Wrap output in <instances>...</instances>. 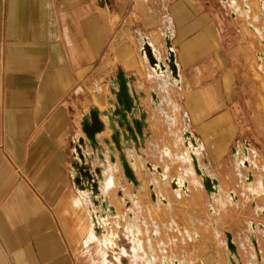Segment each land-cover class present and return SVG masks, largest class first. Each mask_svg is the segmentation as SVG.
Segmentation results:
<instances>
[{
    "label": "crops",
    "instance_id": "obj_1",
    "mask_svg": "<svg viewBox=\"0 0 264 264\" xmlns=\"http://www.w3.org/2000/svg\"><path fill=\"white\" fill-rule=\"evenodd\" d=\"M228 2L0 0V264H148L142 245L112 248L99 236L102 227L90 229L94 215L109 218L115 208L113 214L85 208L87 194L95 196L85 185L105 179L97 170L106 166L80 148L82 141L98 147V133L95 147L86 135L82 140L83 123L96 110L104 126L100 113L109 101L116 106L120 80L134 98L128 119L132 113L145 119L142 91L153 77L164 85L181 84L182 114L207 162L234 169V143L244 141L253 168L264 173V82L257 80L254 60L258 40L244 33L241 17H234L237 2ZM167 31L178 79L169 69L155 74L140 51L148 41L158 57H166L161 49ZM259 54L264 73V54ZM152 93L159 96L150 90V102L160 106ZM124 142L118 149H128ZM193 145L188 149L196 155ZM128 151L120 154L127 161ZM211 176L222 189V178ZM260 181L251 179L250 185ZM91 231L102 242L89 241ZM167 258L169 264H186Z\"/></svg>",
    "mask_w": 264,
    "mask_h": 264
},
{
    "label": "rangeland",
    "instance_id": "obj_2",
    "mask_svg": "<svg viewBox=\"0 0 264 264\" xmlns=\"http://www.w3.org/2000/svg\"><path fill=\"white\" fill-rule=\"evenodd\" d=\"M228 1L230 6V1L237 2V6L232 9L234 11L233 15L234 17H241L244 22V33L258 40L259 50L254 52V60L258 68V54H264V18L262 16L264 5H261V1L264 2V0ZM242 6H249L250 12L243 15L237 12L238 9L241 10ZM165 46L163 44V49L161 50H166L167 52V47ZM158 55L162 60L167 58L161 53ZM259 72L257 80L264 82V73L260 70ZM152 80L154 81L152 85L142 91L144 97H146V104L143 106L146 109V117L144 119L146 125L143 129L145 136L139 146L134 147V144L127 141L124 143L130 144L128 147L129 151L128 149H123L122 146V150L120 147L114 152L115 157V155L118 156L122 152L127 154L128 151V160L136 171L138 182L136 184L129 183L124 170L118 162L114 165V187L109 190L105 189L104 179L102 178L98 180L97 185L89 183L85 185L84 191L88 193L93 190L96 196V199L91 198L92 203L89 204L87 202L88 197L95 196L92 193L87 194L85 202L88 208L86 206L85 208L88 211L96 208L103 212L110 210L112 214L114 213L112 208L117 211L116 215L109 218H104L99 214L102 219L101 225H99L102 227L99 236L103 238L105 245L112 248L118 245L125 247L126 250L131 249V247L137 250L138 248L141 249L142 245L143 249L147 251V260L150 256L148 252L153 251L155 255L152 254V256L157 258L156 264H160V258L164 256L162 255L163 251H166L164 254L167 257L171 259L177 257L186 264H229V257L231 256V250H229L227 244V235L229 234L232 237V243L237 248V259L241 257L243 264H264V187L260 184L261 181L252 185L251 190L249 186L247 187L246 182L241 181L237 177L238 172L235 169L228 165L217 169L210 162H207L200 143L197 138L191 135L193 133L182 114L183 90L181 84L176 86L165 83L164 85L163 80L156 77H153ZM150 90L156 91L160 96L159 98L162 101L160 106L153 105L150 102ZM110 98H113L112 93L109 94L108 101ZM112 106L113 104L109 101V104L105 106L106 110L100 111L104 121V130L107 129L108 134L104 130L98 133V147L92 149L87 143L79 142L80 148L84 150L88 148L90 156L97 162L99 161L100 165L108 164V157L110 158L109 155L113 154L114 151L108 148V145L113 144L112 137L115 128L113 127L115 125L113 122L110 123L109 119V114L112 111L111 109H113ZM130 117H133V113ZM121 131L124 132V128H121ZM85 135V132H83L84 137H81L82 140H84ZM188 139L192 144H189L190 141ZM237 143L238 141L234 145ZM191 145H193L194 152L199 158L198 161L202 169L209 176L215 175L224 181L222 189L220 188V193L213 197V202L212 200H207L204 188L201 194L202 197L199 198L197 185L192 182L191 163L186 157L189 152L192 153L188 149ZM162 149L165 151L168 149L170 156L167 157L165 153L163 154ZM97 156L102 157L101 160ZM78 160L80 161L79 158ZM149 165L162 169L165 178L162 179L158 173L149 168ZM97 171L102 172L103 169L100 168ZM246 171L244 169L241 172L245 173ZM251 172L254 175L252 180L262 178L264 183V173H262L261 169L252 168ZM176 177L187 179L190 182V190L188 192L183 190L181 192L176 191L177 195L176 199H174V192L170 185L168 186V182ZM197 180L199 181V179ZM150 186L155 188V194L158 197L161 194L164 195L165 199L171 200V204L156 203L152 199L153 193L150 190ZM229 191L237 194V202L228 201L227 193ZM256 205L258 207L255 208ZM210 206L213 208V212L209 209ZM107 224H110V227ZM251 225L258 227L256 232L250 230ZM89 226L90 229H93L90 221ZM129 228L131 229L130 232H128ZM228 230L232 233H227ZM103 231L106 233H103ZM92 233L95 238L91 240L89 238V241L99 239L102 242V239L93 231H91L90 236ZM154 234H156V238L152 239L151 235ZM135 242L138 243V247L135 246ZM254 243L259 245V256ZM135 249H132V257L136 255ZM144 255L145 253L141 252L140 256L144 257ZM254 255L258 257L256 258ZM140 264L145 263L140 261Z\"/></svg>",
    "mask_w": 264,
    "mask_h": 264
},
{
    "label": "bare ground",
    "instance_id": "obj_3",
    "mask_svg": "<svg viewBox=\"0 0 264 264\" xmlns=\"http://www.w3.org/2000/svg\"><path fill=\"white\" fill-rule=\"evenodd\" d=\"M233 2L234 1H231V4H232V6H235V3H233ZM262 4L264 5V2L263 1H261V5ZM262 9L264 11V8H262ZM237 12H239L241 15L248 14V12H250V9H249L248 6H243V8H241V10L238 9ZM254 29L257 30V28H255V27H254ZM143 43H144V41H143ZM145 45H146L145 47H144V44H142V46H141L142 52L144 54V55H142V54L141 55L144 58H147V54L148 53L150 55H153V57H154V59L152 60L153 63H152V65H149V66H150L151 69L155 70V74H158L159 76L164 75L165 74L164 71H166L167 69H169L172 72V75L176 79H178V75H176L174 73L173 68L169 65L168 60L166 61V59H165L164 62H162L160 60V58L157 56L155 49H153V47L148 43V41H145ZM167 50H168V52H173L171 50V46H169L167 48ZM169 80L171 81L172 78L169 77ZM117 87L118 88L115 91L116 107H113V109H112V111L110 113L111 122H113V124L115 125L114 127L116 129H114V134H113V138H112L113 139V145H111V146L109 145V146H110L111 151H113V150L114 151H113V154L110 155V158L111 159L108 157V162H107L108 164H106V163H105L106 165L104 164L106 167L103 170V174H104V178H105L104 179V185H105V189H107V190L111 189L115 185V177H114V170H115V168H114V165H116L118 162L120 163V166L122 167V169H123L124 163H127L129 165V167H130L131 172L134 175V178L132 179V178L126 176V175L125 176L133 184H135L134 182H138V180H137V174H136V171H135L134 167L132 166V164L129 161H127L123 155H120L119 154L118 156L115 155V157H114V152H115L114 147L119 148V146L122 144L124 138L127 141L131 142L132 144H137L138 140L140 138L142 139L145 136L144 135V132H143V129L145 128V125H146L145 124L144 117H142V118H134L133 117L134 119L131 118V120H130L126 116L127 114L125 115V113L127 111L131 112L133 110L132 107H134V105H135L134 104V98L128 92L127 84H125L123 82V80H120L119 81V84H117ZM151 97H152V99L154 98L156 100V102H158V103L160 102V98H159V96H157L156 93L155 94L152 93L151 94ZM92 111H94L97 114L98 118H99L98 112L96 110H91L90 113ZM90 113H89L88 121L86 119L84 121V123H83V128H84L85 125L91 123L90 122V120H91L90 119ZM99 120H100V118H99ZM114 121H115V123H114ZM100 123H101V125H103V123L101 122V120H100ZM121 128H124L125 133H122L123 131H121ZM86 137H87V140H89V144L92 147H95L96 146V133H93L91 135H87L86 134ZM188 141H190V140L188 139ZM189 144H190V142H189ZM197 146H198V144H197ZM164 153L167 155V157L170 156V152H169L168 149H167V151L163 152V154ZM236 160H237V156L235 155V161ZM188 161L191 163V168H192V176H193L192 182L197 185V188L199 190V195L202 196L201 194L203 193V188H204L206 190L205 191V195L208 197L209 200H212V202H213V197L215 195H218L220 193V183H219V181L216 180L214 177L209 176V174L207 172L202 171V167L200 166V163L198 161V158L193 153H190V156L188 157ZM237 163H238V161H237ZM194 164H197L199 166V172L196 170V168H194ZM144 168H143V170L145 171L146 168L145 169ZM149 168L152 169L154 172L158 173L159 176L162 179L165 178V174H164L163 170L160 169L159 167L156 168V167H153V166L149 165ZM80 174H81V169H80ZM197 179H199V181ZM250 183L251 182H249V187L252 186V184L250 185ZM260 184L262 185L263 183H260ZM169 185H170V188L172 189V191L174 192L173 193L174 194V199H176V195H177L176 191L177 192H181V190H183L184 192H188V190H190L189 189L190 188V186H189L190 185V182L187 179L185 180L183 177L182 178L176 177V178L171 179V181L168 182V186ZM153 186H150V190H151V192H153L152 199L153 200L155 199V202L156 203H159L160 204V202H161V203L170 205L171 204V200L165 199L164 198L165 196L162 195V194H161L160 197H158V195L155 194V188H153ZM91 198L94 199V197H88V199H87V202L89 204L92 203ZM228 199H229L228 200L229 202L230 201L232 203L233 202H237L238 201V196H237L236 193L232 192V194H228ZM210 209L213 212V208L211 206H210ZM92 211H95V210H92ZM101 222H102L101 216L100 215H97V214L94 215V217H92V219H91V225L92 226H94V225L99 226V225H101ZM108 226L110 227V224ZM250 228H251L250 229L251 231H255L256 232V230H257L258 227L256 225H253V226L251 225ZM259 229H260V227H259ZM258 231H260V230H258ZM93 238H95V236L92 233L91 234V239H93ZM254 244H255V247H256L257 244L256 243H254ZM228 248H229V246H228ZM229 250H231V252H230L231 256L229 255L230 256L229 257V264H243L242 262H240L238 259L235 258L236 251H237L236 246H235V248L233 250L230 249V248H229ZM256 250H258V249L256 248ZM148 253L150 254V256H149V259H148V262L147 263L148 264H155V261H154L155 257L152 256V250L149 251ZM257 253H259V251ZM160 260H161V264H169L168 258L166 256H163L162 258H160Z\"/></svg>",
    "mask_w": 264,
    "mask_h": 264
},
{
    "label": "water",
    "instance_id": "obj_4",
    "mask_svg": "<svg viewBox=\"0 0 264 264\" xmlns=\"http://www.w3.org/2000/svg\"><path fill=\"white\" fill-rule=\"evenodd\" d=\"M146 45H145V41H144V47H145ZM169 46H171V44H170V41L169 40H166V47L168 48ZM141 51V54L142 55H144L143 54V52H142V49L140 50ZM167 58H166V61L168 60V62H169V65L173 68V71H174V73L176 74V75H178V69H177V64H176V62H175V56H174V52H168V50H167ZM147 60H148V63H149V65H152V60L154 59V57H153V55H150L149 53L147 54V58H146ZM124 82V81H123ZM125 83V82H124ZM126 84V83H125ZM90 124H87V125H85L84 126V128H83V131L85 132V134H87V135H91V134H93V133H99V132H101V131H103V129H104V126L103 125H101V123H100V120H99V118H98V116H97V114L94 112V111H92L91 113H90ZM194 168H196V170L199 172V166L197 165V164H194ZM123 170H124V174L126 175V176H128V177H130V178H134V175H133V173L131 172V170H130V167H129V165L127 164V163H124V165H123ZM203 171H204V169H202ZM252 178V176H250V178H249V180ZM135 180V179H134ZM135 184L137 183V182H134ZM153 193V192H152ZM153 195V194H152ZM154 197V196H153ZM155 200V199H154ZM228 246H229V248L230 249H234L235 248V245L232 243V237L228 234Z\"/></svg>",
    "mask_w": 264,
    "mask_h": 264
},
{
    "label": "built area",
    "instance_id": "obj_5",
    "mask_svg": "<svg viewBox=\"0 0 264 264\" xmlns=\"http://www.w3.org/2000/svg\"><path fill=\"white\" fill-rule=\"evenodd\" d=\"M263 18H264V13L262 14ZM253 29V28H252ZM165 37V41L166 40H170L171 39V34L170 31H167L166 35H164ZM144 44V43H143ZM258 69L260 71H262L260 65L262 66V55L258 54ZM246 142L241 141L238 142L237 144H235L233 146V152H232V156H233V163H234V169L236 170V172H238V177L241 181H244L246 183H249V181L251 182V179H253V174L251 172L252 168H253V163L251 161V159L249 158V154L247 152V145L245 144ZM235 155L237 156V160L235 161ZM238 161V163H237ZM246 169L247 171L243 174L241 171ZM250 176H252V178L249 180ZM264 213V211H263ZM164 253H166V251H164ZM176 264H178V262H174Z\"/></svg>",
    "mask_w": 264,
    "mask_h": 264
}]
</instances>
